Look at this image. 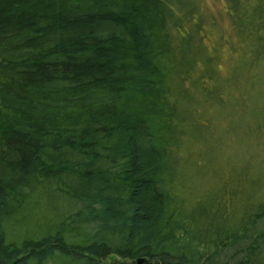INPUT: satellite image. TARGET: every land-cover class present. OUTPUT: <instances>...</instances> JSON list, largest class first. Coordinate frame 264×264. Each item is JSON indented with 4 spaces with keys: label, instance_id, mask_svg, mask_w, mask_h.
<instances>
[{
    "label": "trees",
    "instance_id": "obj_1",
    "mask_svg": "<svg viewBox=\"0 0 264 264\" xmlns=\"http://www.w3.org/2000/svg\"><path fill=\"white\" fill-rule=\"evenodd\" d=\"M224 2L264 60V0ZM200 10L0 0V264H264V164L179 154Z\"/></svg>",
    "mask_w": 264,
    "mask_h": 264
},
{
    "label": "rangeland",
    "instance_id": "obj_2",
    "mask_svg": "<svg viewBox=\"0 0 264 264\" xmlns=\"http://www.w3.org/2000/svg\"><path fill=\"white\" fill-rule=\"evenodd\" d=\"M197 1L201 6L198 30L192 29L195 34L184 47L196 70L187 86L182 85L184 93L179 91L191 105L190 115L179 122L185 131L179 154L190 158L187 166L200 177L214 175L225 164V170L239 163L260 168L264 164V60H255L247 44L240 42L224 0ZM197 37L203 55L196 60Z\"/></svg>",
    "mask_w": 264,
    "mask_h": 264
},
{
    "label": "water",
    "instance_id": "obj_3",
    "mask_svg": "<svg viewBox=\"0 0 264 264\" xmlns=\"http://www.w3.org/2000/svg\"><path fill=\"white\" fill-rule=\"evenodd\" d=\"M138 261H140V260H138Z\"/></svg>",
    "mask_w": 264,
    "mask_h": 264
}]
</instances>
